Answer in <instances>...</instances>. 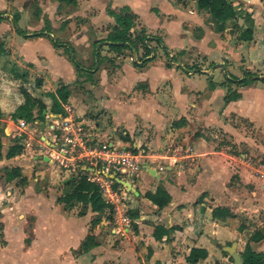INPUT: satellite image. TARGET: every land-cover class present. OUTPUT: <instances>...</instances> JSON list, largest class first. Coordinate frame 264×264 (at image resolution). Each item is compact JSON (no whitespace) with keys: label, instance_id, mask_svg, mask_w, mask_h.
<instances>
[{"label":"crops","instance_id":"1","mask_svg":"<svg viewBox=\"0 0 264 264\" xmlns=\"http://www.w3.org/2000/svg\"><path fill=\"white\" fill-rule=\"evenodd\" d=\"M16 1L18 3H14V7L18 13L12 16L8 3L0 0V43L5 50L0 56V264H188L185 257L194 247L207 251L206 258L195 264H233V259L221 246L235 243V251L241 258L247 242L255 252L264 253V239L249 240L255 230L264 229V172H253L244 160L248 153L264 158V76L250 77L233 72L234 79L226 76V80H214L213 69H209L204 82L200 74L180 73L179 67L183 65L180 61L174 67L168 62H156L149 53L143 58H150L145 63L139 64L134 60L130 63V54H126L128 58L121 63L112 61L111 65L107 62H110L109 58L102 61L100 54L97 59V51H93V68L84 69L90 74L87 79L92 75L97 78L96 85H91L95 88L94 94L89 97L90 101L77 107L72 103L75 97L71 92L66 109L85 122L82 112L103 111L110 116L112 124L109 132L100 129L99 139L116 141L120 140V135L127 134L134 148L144 145L148 151L145 152L144 168L130 182L137 194L126 189L112 203L113 219L106 218L105 211L92 226L95 213L89 204L74 202L70 206L58 200L73 189L69 184L72 178L66 172L59 171L58 175L48 173L45 179V173L38 168L42 166L41 161H48L37 154L29 157V145L26 144L20 154L5 156L15 140L26 138L27 141V137L32 136L29 133L20 138L15 132L16 120L11 118V113L23 100L11 89L12 80L8 76L11 70L22 73V68L28 65L31 69L29 74L33 72L40 76L45 72L52 80L59 79L65 85L78 78V71L67 53L60 51H65L68 45L56 47L52 44V40L59 41L57 37L61 34L73 42L68 33L70 24L65 31L60 30L62 22L56 21L58 12H62L60 17L68 19L73 15L88 17L89 23L95 27H98L96 18L103 13L104 21L110 25L104 32L105 37L99 38L101 32L93 40L96 50L99 44L110 49L104 41L115 23L106 13L108 6L114 11L128 6L147 28L146 32L153 31L144 23L145 10H140L138 0H102V9L94 8L90 0H77L76 4L45 0V7L38 4L39 0ZM227 1L234 6L237 16L223 25H218L206 10L199 9L197 0H166L167 13L158 6L148 5L145 9L159 23L154 31L163 28L165 44L161 42L162 47L181 53L190 40L183 35L185 31L190 32L184 28V21L202 13L215 22L214 31L218 33L224 34L232 22H237L238 27L246 25L254 30L258 21L252 11L257 6L255 3L261 0ZM39 6L40 20L28 24L27 16L35 15ZM152 11L155 15L151 14ZM163 16L164 19L167 16L166 21L160 20ZM13 17L17 18L16 25ZM239 18L242 20L237 21ZM45 20L49 31L45 30ZM174 21H177L180 35L179 46L168 43L166 38V25L171 26ZM41 24H44V29ZM16 27L23 34L18 33ZM196 27L202 32L200 27L193 26ZM35 32L41 35L31 36ZM201 34L193 38L200 40ZM88 40L84 33L81 42H87V45L81 47L80 43V48L74 47L82 64L88 61L85 53ZM247 41L251 40L241 39V51L247 46ZM137 45L144 50L141 44ZM127 51L133 53L135 50L126 48L121 52ZM233 54L240 58L238 60L242 59L236 51L231 52ZM231 60L219 62L225 67H233L237 59L233 55ZM150 71H155L156 77L150 75ZM229 73L227 70L226 75H231ZM228 94L237 97L225 100ZM43 113L47 114L45 110ZM181 118L186 123L179 128L173 127V121ZM36 119L40 127L41 120ZM35 127H31V132H35ZM210 129L223 133L233 144L231 148L236 149L228 150L229 144L219 143L213 131H208ZM252 129L255 130L253 134ZM197 132L201 135L190 140ZM172 147L180 148L182 156L189 152L192 158L180 156L176 158L178 165L169 166L166 156ZM13 167L19 168L20 176L6 180L2 169ZM158 185L170 195V202L162 208L144 197L145 192H154ZM79 204L83 210L76 213ZM216 207H225L233 215L224 220L214 219L212 211ZM242 223L244 228L240 230ZM156 226H162L169 232L156 239L153 236ZM90 234L95 243L84 251L82 242Z\"/></svg>","mask_w":264,"mask_h":264},{"label":"rangeland","instance_id":"2","mask_svg":"<svg viewBox=\"0 0 264 264\" xmlns=\"http://www.w3.org/2000/svg\"><path fill=\"white\" fill-rule=\"evenodd\" d=\"M5 1L8 3V6L10 8L9 13L12 16H16V13L18 12H17V9L14 7V3H18V2L16 0H5ZM133 1L135 2V0ZM90 2L91 4H93V7L96 9H102L103 4H104L102 3V0H90ZM260 2L255 3V5L257 6L255 7V9H253L254 11H252V13H254L258 21L257 25H255L254 30L252 32L253 38L251 37L250 39L251 41H247V46L244 47L243 51H241L242 47L239 45L241 42V38L239 37L240 30L238 31L237 22L235 23L232 22L233 24L232 23L229 24L227 28L228 30H226L224 34L218 33L214 31L216 30L215 24H214L215 22H213V20L210 19V17L206 13L205 14L202 13L199 15V17H194V19L187 18V20L184 21V24H183L184 28L188 29V31L190 32L185 31L183 35L185 39L189 38L190 40L185 46L186 49H184L181 53L179 52V50H172V49L168 50L166 53L160 43L150 38L146 41L147 45L151 47V51L149 50L150 54H152L151 55L152 57H155L154 60L156 62L161 61L163 64H167L168 62L174 67H177L176 62L180 61L183 64L179 67L180 69L178 68L179 72L181 71L180 73L194 74V76H199L200 74L201 80H203L204 82L206 81V77L208 74L207 71L209 69L211 70L213 69L214 80H218L220 78L226 80V76L230 77L231 79H234L232 77L233 72L235 73V75H243V76L249 75L250 77L251 76L252 77L264 76V0H261ZM38 4H42L43 7H45L46 5L45 0H39ZM116 5L118 4L116 3ZM137 5L139 6L140 10H145L144 16H143L145 20L144 23L150 28V31H153V32L147 33L146 32L147 28L145 29L143 27L144 25L142 24L141 20L137 18L135 20V27L133 30V35L139 34L140 30L144 29L146 34H148L149 36L155 37V38H159L161 42L164 43L163 28H158L156 31H154L157 27H159V23L157 20H154V18L150 16V13L145 8L148 5L153 6L154 8L158 6L160 10H162L164 13H167L168 9L166 6L167 5L166 0H138ZM255 5L251 4L252 7ZM153 13L154 11H152L151 14L155 15V13L154 14ZM41 14H42L41 7L39 6V11H37L35 15L27 16L26 18L27 23L28 24L30 22L33 23V21H35L36 19L40 20ZM60 14H62V12L60 13L58 12L57 17H56V21L58 23L62 22L60 30L65 31L67 25L70 24V26L68 27L70 31L68 33L70 36H72L73 42H70L64 39L63 34L59 35L57 39H59V43H61L62 45L64 44L65 46L68 45L71 47L73 45L72 47L73 53L77 61H78V57H77L78 51L74 50V47L76 46L80 48L79 46L80 43H82L81 47H85L83 45H87V42L84 43V42H81V40H82V36L84 33L88 35V38L90 41L88 40L89 46H88L87 51H85V53L87 52L86 54L88 57V61L87 63L85 62L83 64L78 61L82 65V67L86 68L87 70H92L93 68L91 67V64L93 62V51H98L102 55V61L109 58L110 62L109 60L107 62L109 64L111 63V65L117 62L121 63L123 60H125V58H128V55L126 54H130L128 58V62L131 63L132 60H134V62L136 63L137 62H139V64L142 63L143 58H144V50H142L141 47H138L137 50H135L136 52L134 51L133 53L131 51L118 53V52L112 51L111 49H108L107 46H103L102 44L98 45L99 48L97 50H96L97 46L94 47L92 45L93 40L97 37V33L102 32V34H99V38L102 39L103 37H105V34H106L104 32L107 31V29L109 28L108 25H110L109 24L110 22H108L107 20L104 21L105 18L103 16V13L99 14V16L96 18L97 20L96 23L98 27H95L94 24L89 23L88 17L83 18V17L73 15L72 18L68 19V18H65L64 16L60 17ZM62 19L64 20L62 21ZM165 19L167 20V16H165ZM165 19H164V16H163V19L160 18L161 21H166ZM241 20H242L241 18L237 19V21H241ZM176 24H177V21H174L173 25L171 26L166 25V33H167L166 38L168 39V43L170 42V44H175V46H179L181 42H180V35L177 32L178 26ZM20 25L22 26L21 23ZM43 25L41 26V28L44 29L45 26L43 27ZM193 26L200 27V29H202V32L200 31L202 34L199 32V29L197 27L193 28ZM198 33L202 35V38L200 40H195L193 36H195ZM227 49L229 50V52H227ZM60 51H63V53L66 52V50L64 51L63 49H60ZM233 51H236L239 54V57H241L242 55V59L238 60L240 58H238L237 55L235 56V54H233L235 59H237L233 63L234 66L232 67L230 65H226L225 67L224 65H222L221 62L226 61V63H228L231 60V57H233V55H231V52ZM228 55L229 57H227ZM214 60H216V62H214ZM111 65H109L108 67L111 68L112 67ZM22 69L23 70L21 72L25 73L27 78L29 77V80L26 79V82L24 84L25 87L28 89L29 93L33 97H37L41 99L45 103L46 106H50L51 100L47 97L46 93L55 91L63 83L60 82L59 79L52 80L49 77V75L46 74L45 72L40 74V76H38V74L33 73V72L29 74L31 69L30 67H28V65H25L24 68ZM151 70H153V68ZM202 70H205V71L203 72ZM227 70L228 72H230L229 74L231 75H226ZM90 73H93V72L90 71ZM149 73L150 75L156 77L155 71H150ZM89 75L90 74L88 73V71H85V69L83 71H79L78 78H76V80L70 84L71 92L73 93V96L75 97L72 103H74L77 107L81 106L82 102L90 101L89 97L94 94L93 90H95V88L91 87V85L92 84L96 85L97 78L96 76L92 75L90 79H87L86 76H89ZM8 77L10 78L11 75ZM30 77L32 78L34 77V79ZM38 78H40L42 81L41 83L42 85L40 87H36L34 83V80ZM10 79L13 81V82L10 81L12 83L10 85L11 89L15 92V94L19 95V97L21 98V95L18 92V88L21 82L19 80H15L14 78H10ZM7 94H9V92H7ZM69 103L71 105V102ZM63 109L65 111V115L67 114L70 116L73 115L70 110H67L68 108L66 109V103L63 105ZM33 113H35L36 115L38 114L37 108L34 109ZM81 116L82 118L87 120L88 124H94V121H96L97 124L99 125V128H98L99 131L100 129H104V130L106 129L109 132V130L111 129V124H112L110 120L111 118L109 115L105 114L103 111H99L97 109L92 110V111L86 110L85 113L82 112ZM72 117H75V115H73ZM34 121L35 120L31 121L29 129L27 128V130H25L26 134H24L25 131H22L18 127L15 126V132L19 133L18 135L20 138L26 137L29 133L32 134L30 138L29 136L27 137V141H26L27 142L26 145H29L28 146V149L30 151V154L28 153L29 157H31L30 155H35V154L41 155L40 150L43 149L39 144H40V136L42 133L45 132L43 128L44 124L41 122L40 127H39V125L34 123ZM31 127H35V130H34L35 132H31ZM208 131H213V133L216 135V138L220 141L219 143H222V145L223 143L229 144L227 148L228 150L233 151L231 149H236L234 147L231 148L233 144H231L230 140H228V138L220 131L215 130V129H210ZM250 131L252 134L255 132L254 129ZM111 134L112 136L114 135V133L110 132V135ZM137 149L141 150L144 153L148 151V148L144 145H141ZM243 151H245V147H243ZM247 158L254 161L256 164L264 163L263 156L262 157L253 156L252 154L248 153ZM40 165L42 166L41 168H38V170L45 173V176H44L45 179L47 177L46 174L53 173V174L58 175L59 171H61V169L58 168L56 165H52L44 161H41ZM252 171L256 172L253 169ZM44 185L46 187V184ZM82 210H83V206L82 204H79L76 208V213L77 212L80 213L82 212Z\"/></svg>","mask_w":264,"mask_h":264},{"label":"trees","instance_id":"3","mask_svg":"<svg viewBox=\"0 0 264 264\" xmlns=\"http://www.w3.org/2000/svg\"><path fill=\"white\" fill-rule=\"evenodd\" d=\"M60 3L65 4H76L77 0H58ZM197 6L199 9L206 10L209 15L214 19V21L218 25H223L226 21L235 19L237 14L234 6L229 3L227 0H197ZM106 13L113 18L114 25L112 26L111 31L106 37V41L108 44V47L115 51L120 53L123 49L129 48L130 50H137L138 45L141 44V46L144 49V57L149 55L151 51V47L147 46L146 41L148 39H154L158 43L161 44V40L159 38H155L152 36H149L146 34L144 29L140 30V33L137 35H133V29L135 27V20L138 18V16L133 13L128 6H122L118 11L112 10L109 6L106 7ZM1 19V17H0ZM14 25L17 23V18L13 17ZM45 30L49 31V24L48 21L45 20ZM17 28V27H16ZM240 30L239 37L242 40H250L252 37L253 29L246 25H240L238 27ZM16 31L20 34H23V31L19 28L16 29ZM41 35L40 32H35L31 36H38ZM52 44L56 47L62 45L59 43L58 40H52ZM163 49L167 53V48L163 46ZM66 53L68 55L69 60L74 65L76 70L83 71L84 67L76 60L74 57L73 49L71 46L65 47ZM150 50V51H149ZM5 50L0 43V56L4 54ZM97 59H99L100 53L97 51ZM154 58V57H150ZM149 58V59H150ZM144 59L142 61V64L146 62ZM11 78H14L15 80H19L21 84L19 85L18 92L21 95V98L23 102L19 104L15 110L11 113V118L13 120L17 119H25L28 122H31L35 120L36 118H39L41 121L45 118V113L43 111L45 110L46 113H61L65 115V111L63 109V105L67 103L68 98L71 93V86L61 84L55 91L53 92H47V97L51 100V105L46 106L45 103L37 98L33 97L28 89L25 87L26 82V74L19 73L16 70H11ZM34 83L36 87H40L42 84V81L40 78L35 79ZM237 97V95H231L228 94L225 96V100H230L232 98ZM37 108V115H34L33 111ZM1 115V113H0ZM186 123L184 118H181L179 120L173 121L172 126L173 127H182V125ZM191 126V125H190ZM193 127V125L191 126ZM201 134L199 132L192 135L189 139L192 140L194 137L200 136ZM120 139L124 142H129L130 138L126 135H120ZM1 139H0V158L2 156L1 153ZM24 143L22 139L15 140L14 144L11 145L7 152L6 157H12L15 155L20 154L23 151ZM133 151H136L135 148L131 147ZM2 172L4 174L5 179L10 180L15 177L20 176V170L19 168L13 167V168H3ZM69 184L73 185V189L70 193L63 195L58 198V200L63 203L70 205L74 202H82L84 204H89L91 207V210L95 213L94 218L91 221V225L93 226L100 220V217L103 216L104 212L107 211L106 218L109 220L113 219V205L106 202L100 192V189L98 185L95 183L88 182L85 179L84 175L79 176H73L70 180ZM118 184L114 183V187H117ZM144 197L149 199L152 203H154L159 208L164 207L170 202V195L165 190V188L161 185H158L156 190L154 192L147 191L144 193ZM233 214L230 212L229 209L225 207H216L212 211V217L214 219H222L224 220L227 217H231ZM244 228V224L242 223L240 225V230ZM169 231L162 226H156L153 232V236L156 239H160L163 234H167ZM264 239V229H257L255 230L252 235L250 236L249 240L251 241H260ZM94 237L92 234L88 235L86 239L82 242L81 249L82 250H88L91 246L94 245ZM207 256V251L204 248L200 247H194L191 248L189 254L185 257V263L188 264H195L199 262L200 260L205 259ZM241 258L243 261V264H264V253L262 252H255L251 249L249 242L246 243L243 251L241 252Z\"/></svg>","mask_w":264,"mask_h":264},{"label":"built area","instance_id":"4","mask_svg":"<svg viewBox=\"0 0 264 264\" xmlns=\"http://www.w3.org/2000/svg\"><path fill=\"white\" fill-rule=\"evenodd\" d=\"M37 122L35 119L34 123ZM41 122L45 130L40 136L41 156L71 178L84 175L88 182L98 185L104 200L110 204L126 191L119 180L132 182L144 168L146 154L139 147L133 151L132 144L121 139L102 141L97 123L88 124L81 118L61 113H47ZM30 124L23 118L16 120L22 131ZM23 143H27L26 139ZM181 152L178 147L170 148L166 156L169 166L179 164L176 158L182 156ZM183 155V158H192L189 152ZM244 160L258 174L264 172V163L256 164L247 157ZM114 183L118 186L114 187Z\"/></svg>","mask_w":264,"mask_h":264},{"label":"water","instance_id":"5","mask_svg":"<svg viewBox=\"0 0 264 264\" xmlns=\"http://www.w3.org/2000/svg\"><path fill=\"white\" fill-rule=\"evenodd\" d=\"M146 167H148V165H146ZM119 183L124 185L128 191H132L135 194H137V191L135 190V188L132 186V184L129 181L119 180ZM235 248H236L235 243L229 246H221V249L226 251L230 255V257L233 259V264H243V261L240 258V255L235 251Z\"/></svg>","mask_w":264,"mask_h":264}]
</instances>
